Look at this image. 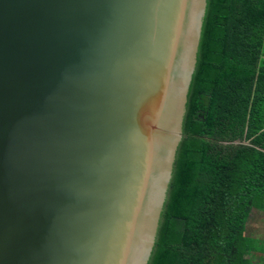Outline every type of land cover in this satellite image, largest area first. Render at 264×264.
Returning a JSON list of instances; mask_svg holds the SVG:
<instances>
[{"label": "water", "instance_id": "obj_1", "mask_svg": "<svg viewBox=\"0 0 264 264\" xmlns=\"http://www.w3.org/2000/svg\"><path fill=\"white\" fill-rule=\"evenodd\" d=\"M207 0H0V264H148Z\"/></svg>", "mask_w": 264, "mask_h": 264}, {"label": "trees", "instance_id": "obj_2", "mask_svg": "<svg viewBox=\"0 0 264 264\" xmlns=\"http://www.w3.org/2000/svg\"><path fill=\"white\" fill-rule=\"evenodd\" d=\"M148 264H264V0H207Z\"/></svg>", "mask_w": 264, "mask_h": 264}, {"label": "rangeland", "instance_id": "obj_3", "mask_svg": "<svg viewBox=\"0 0 264 264\" xmlns=\"http://www.w3.org/2000/svg\"><path fill=\"white\" fill-rule=\"evenodd\" d=\"M253 213L254 214L250 218L248 225V233L251 235L264 237V212L254 210Z\"/></svg>", "mask_w": 264, "mask_h": 264}]
</instances>
